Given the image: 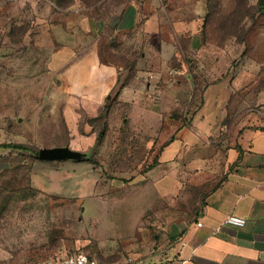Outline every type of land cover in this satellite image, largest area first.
Segmentation results:
<instances>
[{
  "label": "rangeland",
  "instance_id": "1",
  "mask_svg": "<svg viewBox=\"0 0 264 264\" xmlns=\"http://www.w3.org/2000/svg\"><path fill=\"white\" fill-rule=\"evenodd\" d=\"M127 1L105 0L95 9L76 1L61 10L50 0H30L26 8L31 14L25 17H14L8 2H0V143L29 147L0 148V264L56 260L76 251L88 253L101 264H124L128 258L150 264L152 255L169 240V219L182 223L193 212L198 194H189L191 188L209 185L207 180L212 185L221 177L219 157L230 142L231 123L244 112L264 113V0L260 9L258 0ZM44 5L59 13L57 18L66 22V31L75 26L74 15L89 17L95 29L90 36L100 48L101 60L124 65L120 83L107 99L108 112L102 110L79 121L77 137L94 134L96 139L104 131L93 149L71 144L69 135L61 145L34 139L37 111L55 104L50 91L54 77L46 73L41 57L47 51L34 48L47 43L40 36L35 14ZM136 8L140 15L132 30ZM152 9L158 11V22H143ZM67 22L73 26H66ZM115 23L131 26L113 32L110 26ZM147 51L153 64L143 60L141 64L153 73L127 83L134 74L129 67ZM121 83L137 84L147 93L143 104L150 101L160 106V130L139 126L140 116L132 112L131 103L116 98ZM205 101L206 109L211 106L208 113L201 110ZM200 114V121L193 122ZM168 119L176 120V131L186 125L195 134L194 155L217 156L208 175L197 167L192 182L180 176L172 200L153 194L156 176L148 174L154 153L174 136ZM64 130L68 134L65 125ZM153 138L158 144L151 153L146 145ZM66 145L99 154L92 157L98 174L70 169L57 179L64 182L61 189L47 191V179H56L37 166L48 169L83 163L43 161L34 152ZM7 162L11 163L8 169Z\"/></svg>",
  "mask_w": 264,
  "mask_h": 264
},
{
  "label": "crops",
  "instance_id": "2",
  "mask_svg": "<svg viewBox=\"0 0 264 264\" xmlns=\"http://www.w3.org/2000/svg\"><path fill=\"white\" fill-rule=\"evenodd\" d=\"M4 1L8 2L11 8L9 12L14 17L18 14L24 17L30 16L31 10L26 8L30 0L0 2ZM19 4L25 8L18 9ZM46 8L47 6L44 5V8L35 14L39 18L37 25L40 36L47 39V43L34 48L47 51L45 53L43 51L41 57L46 61V73L50 72L54 77L55 84L50 91L51 96L55 98V104L50 107H40L37 111L34 120L36 129L34 139L41 143L61 145L66 139L65 135H69L71 144L84 149H93L94 134L76 136L79 121L83 116L93 117L103 110L105 100L117 87L122 67L100 61L96 40L90 36L95 29L89 17L83 14L74 15L75 26L67 22L66 26L73 27L70 31H66V22L64 23L62 18H57L59 13ZM139 11L140 9L136 8L132 14V26L126 24L125 27L120 26V30H127L130 26L134 30L137 27L135 24L140 15ZM143 17L145 18L143 22H150L152 19L158 22L160 18L158 11L153 9ZM26 36L29 38L28 35ZM26 43L29 45L27 48L30 49V42ZM147 54L148 51L145 54L143 52L141 54L143 57L134 60L133 78L129 81L127 79V83H136L145 74L149 76L153 73L143 69L141 64L142 60L150 65L153 64L150 61L152 58L149 59ZM145 92L137 84H125L119 89L116 98L121 102L131 103L132 112L140 116L141 128L160 130L163 122L160 117L162 110L159 105H151L148 98L147 105L145 102L143 104L142 100L147 95ZM206 103L207 101L204 102L201 110L206 109ZM219 105L214 101L216 108L219 109ZM210 107L205 110L206 113ZM263 118L264 113L259 116L252 112H244L238 114L231 123L230 142L225 147L221 145L225 149L219 157L223 170L221 177L212 185L210 184L212 180H207L209 185H202L199 189L191 188L189 194H198L193 212L191 211L189 217L182 223H175L174 219H169V240L166 241V247L152 255L154 258L150 264H264ZM194 119L195 123L200 121L201 114ZM64 125L68 134L64 130ZM167 127L174 131V136L167 142L161 143L154 153L150 163L155 160L156 164L151 167L148 174L156 176L152 183L153 194H156L157 198L162 196L172 200L179 188L180 176L192 182V179L197 177V167L208 175L211 172L209 168L213 158L217 156L194 155L192 148L197 141L195 134L189 132L186 125L176 131V120L168 119ZM156 144H158L156 138L147 142L146 146L151 153L155 151ZM215 150L219 153V146ZM98 156L99 154L90 153V157L95 159ZM72 162L83 164L57 165L48 169L36 165L37 168L50 172L48 175L56 179L53 182L47 179L48 183L45 184L47 191L61 189L64 182L57 179L70 169L73 171L87 169L92 175L98 174L95 162L82 159ZM77 176L71 177L68 181L77 179ZM229 214L243 218L244 226L223 225V219ZM198 222L202 223L201 226L197 225ZM126 263L127 260L124 264ZM135 264L148 263L135 262Z\"/></svg>",
  "mask_w": 264,
  "mask_h": 264
},
{
  "label": "trees",
  "instance_id": "3",
  "mask_svg": "<svg viewBox=\"0 0 264 264\" xmlns=\"http://www.w3.org/2000/svg\"><path fill=\"white\" fill-rule=\"evenodd\" d=\"M57 8H60L61 10L63 9H66L70 6H72L76 1H79L82 5L84 6H92L93 9L96 8L97 4L100 2V3H104L105 0H50ZM128 3L129 2H137V0H128L127 1ZM257 5H258V9L262 8V5H263V1L262 0H258L257 2ZM110 29H112V31H116L117 29L119 30L120 27L118 26V23H115L113 26H110ZM99 50L100 48H98V55H99V59L102 63H113V62H105V61H102L101 58H100V53H99ZM126 66V64H125ZM121 67L124 68V65H121ZM134 68V62L131 64V66L129 67L130 71L133 70ZM120 83V80L118 79V84ZM126 83V82H125ZM125 83H121L120 84V88H122L124 86ZM103 110H104V113L106 114L109 110V106H108V103H107V99L105 100V104L103 106ZM61 119L63 120L62 118V115H61ZM93 121H94V118H93ZM104 135V131H100L98 136L96 137L95 139V146L98 145V143L100 142L101 138L103 137ZM0 148H4V149H18V150H27L29 149L28 146L26 145H23L21 143H12V142H9V143H0ZM32 150V149H31ZM38 150H35V157L38 159L37 157V153H38ZM94 152V150H93ZM93 152H91L93 154ZM82 153V160H89L91 162H94L92 157H90V154L88 152H81ZM156 164V161L154 160L153 162L150 163V165H155ZM7 167L6 169L10 168V165L11 163L10 162H7ZM151 166V167H152ZM32 264H35V263H32Z\"/></svg>",
  "mask_w": 264,
  "mask_h": 264
},
{
  "label": "built area",
  "instance_id": "4",
  "mask_svg": "<svg viewBox=\"0 0 264 264\" xmlns=\"http://www.w3.org/2000/svg\"><path fill=\"white\" fill-rule=\"evenodd\" d=\"M263 122H264V118H263ZM222 222L223 225H229L234 227H242L245 224V220L243 218L232 214L227 215ZM201 224H202L201 222L197 223L198 226H201ZM35 264H101V263L97 258L89 255L84 251H76L64 257L58 258L56 260L42 261ZM126 264H135V261L131 258H128Z\"/></svg>",
  "mask_w": 264,
  "mask_h": 264
},
{
  "label": "water",
  "instance_id": "5",
  "mask_svg": "<svg viewBox=\"0 0 264 264\" xmlns=\"http://www.w3.org/2000/svg\"><path fill=\"white\" fill-rule=\"evenodd\" d=\"M109 98V97H108ZM37 157L43 161H61L65 159L78 160L82 153L66 146L42 147L38 150Z\"/></svg>",
  "mask_w": 264,
  "mask_h": 264
}]
</instances>
